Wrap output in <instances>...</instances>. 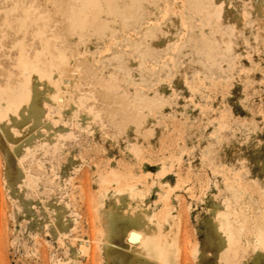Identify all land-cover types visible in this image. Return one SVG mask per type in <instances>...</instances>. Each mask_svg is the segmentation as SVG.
Instances as JSON below:
<instances>
[{
	"label": "rangeland",
	"instance_id": "rangeland-1",
	"mask_svg": "<svg viewBox=\"0 0 264 264\" xmlns=\"http://www.w3.org/2000/svg\"><path fill=\"white\" fill-rule=\"evenodd\" d=\"M195 2L214 12L201 18ZM28 57L42 61L41 80L22 68ZM22 84L45 114L16 124L17 147L37 144L9 156L26 185L6 181L0 140V264H105L106 244L112 264H129L137 230L111 216L114 234L99 232V208L125 204L151 213L148 225L169 212L173 264H264L249 244L264 229V0H0V90ZM45 118L69 130L54 151L40 143ZM127 185L134 194L116 205L113 190ZM214 208L245 218L248 242L245 226L224 247L213 240Z\"/></svg>",
	"mask_w": 264,
	"mask_h": 264
},
{
	"label": "bare ground",
	"instance_id": "bare-ground-1",
	"mask_svg": "<svg viewBox=\"0 0 264 264\" xmlns=\"http://www.w3.org/2000/svg\"><path fill=\"white\" fill-rule=\"evenodd\" d=\"M195 4H196V2H195ZM194 4V5H195ZM193 5V6H194ZM196 5H198V4H196ZM195 5V6H196ZM198 7H199V10H196L197 11V13L201 16V18H203V19H205L204 18V15H203V12L205 13V15H206V11H209V12H214V6L209 10H205V9H207L206 7H202V6H200V5H198ZM196 9H197V7H195ZM195 8H193V9H195ZM195 11V10H194ZM196 11H195V13H196ZM217 11V10H216ZM215 11V12H216ZM208 12V13H209ZM218 12V11H217ZM208 13H207V15L206 16H208ZM215 14V13H214ZM218 15L215 17V18H217V17H219V19L220 18H222V16H224L223 15V13H217ZM203 15V16H202ZM207 18V17H206ZM24 56V55H23ZM61 56L63 57V56H65V55H60V59H58L59 60V62L61 61V59H63V58H61ZM23 58V57H22ZM22 58L21 59H19V60H21L20 61V64H19V66L21 65V62H23L24 60H22ZM65 58V57H64ZM28 59H29V57L27 58V62H25V63H27V65L24 67H22L24 70H27V68H28V73L30 72L29 71V69H32V71L34 72V74H36V72H35V69H38L39 71L37 72V74L36 75H39V77H37V78H39V80H41L40 79V77L42 76L41 74L43 73V74H45L44 72H45V70H44V68H43V70H40V68H42V67H40L39 68V65H40V63L39 62H42L41 60L40 61H38V60H34V64H36L37 62V64L36 65H34V64H31L30 62H32V59L30 60V61H28ZM63 60H65L66 61V59H63ZM62 60V61H63ZM26 61V60H25ZM28 62H29V64L30 65H28ZM52 62V61H51ZM55 62V61H54ZM54 62H52V63H50V64H54ZM33 63V62H32ZM61 63V62H60ZM39 64V65H38ZM66 64V63H65ZM68 64V63H67ZM31 65H33V66H31ZM37 65H38V67H37ZM58 65V64H57ZM61 66L63 65V62L60 64ZM34 66H35V69H33L34 68ZM55 67V66H54ZM21 68V69H22ZM59 68V67H58ZM59 69H61V68H59ZM31 71V74L33 73ZM37 71V70H36ZM40 71H41V73H40ZM50 72H51V70H49L48 71V74H50ZM53 72V71H52ZM51 72V73H52ZM39 73V74H38ZM55 73V72H54ZM21 75V74H20ZM54 75V74H53ZM56 75V74H55ZM49 77H46L47 79H45L44 77H42L43 79H45V81H48L47 82V85H53V83H54V80H55V78L54 77H52V75L50 74V75H48ZM21 78H23L22 76H20ZM52 78V79H49V78ZM56 77V76H55ZM58 77V76H57ZM24 79V78H23ZM29 78H26V80L29 82V80H28ZM54 79V80H53ZM51 80H53V81H50ZM20 82L22 81V80H19ZM53 82V83H52ZM21 83H25L24 81L23 82H21ZM27 83V82H26ZM44 83H46V82H44ZM49 83H51V84H49ZM56 83V82H55ZM23 84L21 85V87L23 88V87H25L23 90H19L18 91V89H20V87L19 88H17V90H15V91H17V92H14L13 90H0V140L1 139H3V145L5 146V153H6V155L9 157L10 155L11 156H17V157H24V158H26V156H27V158L29 157V156H31V154H32V150H31V147H33L34 148V144H35V139L33 140L29 135V140L28 139H26L27 141H24V143H21V145H19L18 147L16 146L24 137L26 138V135H24L23 136V133H20V131H19V128L18 127H16V124L18 125L19 124V122H21V121H25L26 119H28V118H39L40 116H41V118L42 117H44V116H42L41 114H43L44 113V108H39V106L41 105V103H38V102H36V96H35V94L33 93V90H32V84H30L29 86H30V88L29 87H26V86H23ZM60 83H58L57 84V87H58V85H59ZM56 87V89H57V91L59 92V90H58V88ZM21 88V89H22ZM49 88V89H48ZM50 88L51 87H48L47 86V89H44V92H43V97H42V100H43V98H44V100L43 101H45V99L47 100V101H49V100H52L53 99V95H52V93H51V90H50ZM55 89V88H54ZM56 91V90H55ZM54 90H53V92H55ZM55 92V93H58V92ZM55 98V97H54ZM49 99V100H48ZM68 99V98H67ZM73 101V100H72ZM53 102V101H52ZM45 103H46V101H45ZM56 103V102H55ZM70 103H73L74 104V101L73 102H70ZM40 104V105H39ZM43 105V104H42ZM70 105H72V104H70ZM70 105H68L69 107H68V113H70V114H68L69 115V118H72V117H75V115L74 116H70L71 114L73 115V113H75L77 110H74L75 108H77L76 107V104L74 105L75 106V108H73V107H71ZM56 106V105H55ZM42 107V106H41ZM52 107V106H51ZM65 107V106H64ZM70 107L71 108H73V113H71L72 111V109L70 110ZM40 110H42L41 111V114H40ZM58 111L60 110V109H57ZM70 111V112H69ZM43 112V113H42ZM45 114V113H44ZM76 114H78V113H76ZM33 115H34V117H33ZM80 115V114H79ZM32 116V117H31ZM87 115L85 114H83V115H81V120H82V118L83 119H85V121L87 120ZM36 118L35 119H33V122H35V123H33L32 121V125L34 126L35 124H39V122H41V121H44V120H42L41 119V121H40V118L38 119V121L36 120ZM78 119V117H75V120H77ZM36 120V121H35ZM45 121L47 122V120H46V118H45ZM49 121V120H48ZM36 122H38V123H36ZM45 124H47V126H44L43 125V127H46L47 128V133L45 134V136L43 137V136H38V134L40 133L39 131L40 130H37L36 132H35V135H37V136H35L36 137V139H37V137H40V143L42 144V145H46V146H49V147H52V148H50L51 150H55L56 148H54V146H57V147H60V146H58L59 144H58V142H57V137L58 136H60L58 133L59 132H62L63 131V134H65V133H69L68 131V129H65V130H68V131H65L64 132V129L62 130L61 129V131H60V129L58 130V132H57V128H55L54 127V129H52L53 127H52V125L50 126V127H48V125H49V123L47 122V123H45ZM82 124H85L84 123V121L82 122ZM41 125H42V122H41ZM37 126V125H36ZM36 128V127H35ZM38 128H40V126L38 127ZM24 129V128H23ZM33 129V128H32ZM37 129V128H36ZM40 129H42V128H40ZM25 130V129H24ZM22 132V131H21ZM27 132V131H26ZM25 132V133H26ZM38 132V133H37ZM37 133V134H36ZM33 135H34V133H32ZM41 134H43V133H41ZM33 135H31V136H33ZM62 135V134H61ZM32 139V140H31ZM38 139H37V141H39ZM34 141V142H33ZM38 143V142H37ZM56 144H58V145H56ZM35 145H37V144H35ZM40 145V144H39ZM38 145V146H39ZM41 146V145H40ZM40 148H43V146L42 147H40ZM47 148V147H46ZM54 148V149H53ZM34 149H36V147L34 148ZM50 149H48V150H50ZM57 150V149H56ZM30 154V155H29ZM18 159H21V158H18ZM10 160H11V158L9 157L8 159H7V162L10 164L8 167L6 166V169H5V172H6V181H8V179L10 178V180H11V177H12V179H14L15 180V182H16V184L17 185H19V186H24V185H26V184H24L25 182H26V179L24 180V178L25 177H23L22 175V172L20 171V167L18 166V164L16 163V165L14 166L13 165V163H12V160H11V162H10ZM20 164H22L21 162H20ZM16 166H18V167H16ZM22 177H23V180L25 181L24 183H23V180H22ZM101 180H103V179H100V181ZM105 181V180H104ZM24 184V185H23ZM130 186V187H129ZM229 188L232 190V192H234V195H235V197L237 196V194H235V192L236 193H239V190L237 189V188H235L233 185H229ZM132 189L133 188H131V185H127V186H125V187H118V188H116V189H114L113 190V193H112V198H113V200H114V203L116 204V205H118L119 204V202H121V201H123L124 200V198L126 197V196H129V195H131L132 194V192H133V194H134V190L132 191ZM136 193V192H135ZM136 194H138V193H136ZM139 196H140V194H139ZM139 196H138V198H139ZM101 197H102V195H101ZM101 200V199H100ZM102 201V200H101ZM141 201V198H139V202ZM226 203H229V202H226ZM64 205V204H63ZM66 205V204H65ZM137 205V204H136ZM226 206H225V209H226V207H228L227 206V204H225ZM58 206V205H57ZM102 206V205H101ZM231 206V205H230ZM229 206V209H231L232 208V206L230 207ZM51 207V206H50ZM53 208V207H52ZM60 208V207H59ZM63 208H65V207H63ZM141 207H139L138 205L137 206H132V205H130V204H125L124 205V207H122L119 211H117V212H113V210H114V208H111V210H110V212H109V214L107 213L106 214V211L104 212L105 213V215H103L102 213L103 212H101V209L99 208V210L98 211H100V215L101 216H99V218L101 219V217L103 218V222H102V219H101V222L102 223H104V224H102L101 223V226H104V229L102 230H100L99 232H103L102 234H104L105 236H106V241H108L109 240V238H110V236H112L114 233H113V228H112V224H111V220H110V217L112 216V217H114V218H116V219H124V220H126L129 224H130V226L131 227H133V228H135V232H136V230H137V232L139 233V235L137 234V236H136V238L138 239V238H140V240H138L140 243H138V244H140L139 245V248L135 251H132L133 253V255L134 256H137V257H140L142 260H150V261H153L155 264H173L172 263V254H173V251H174V249L175 248H178V247H175V243H176V241H175V238H174V235L176 234L174 231V228L173 227H170L171 226V217L169 218L168 217V215H169V210L167 211L168 212V214L167 213H164L163 214V216H164V219L162 218L161 219V221H159V220H156L157 222L155 223V222H152V223H155V224H150V225H148V223H149V220H150V222H151V220H152V218H150L152 215H151V213L148 215L147 213V210L145 209V208H141ZM58 209V208H57ZM66 209V208H65ZM228 209V208H227ZM53 210V209H52ZM51 210V211H52ZM63 210L64 209H59V210H56L55 212H56V217H55V220H57L60 224H58V225H61V226H64V222H63V220H61V218H62V215H60L61 213H63ZM103 210V209H102ZM231 211V210H230ZM232 211H233V209H232ZM54 212V211H53ZM233 212H236V211H233ZM238 213V212H237ZM229 214H231V213H229L228 212V214L226 213V211H223V210H221V209H218V208H214V209H212V211H211V225L213 226V228L211 227V229H213V234H214V236H215V238L213 239V237L211 238V239H213V240H215L217 243H220V245H222L223 247L224 246H226L225 244L226 243H228L230 240L231 241H234V240H237V238H238V236L240 235V233H241V230H243V228H244V226L246 227V225L244 224V225H242L243 224V222H247V221H245V218H243L244 219V221L241 223L240 222V219H239V222L240 223H238V222H236V221H238V219L236 218V219H234V217H233V219H232V217L231 218H229L228 217V215ZM103 215V216H102ZM171 215V214H170ZM61 216V217H60ZM163 216H161V217H163ZM230 216H232V215H230ZM238 217V216H237ZM263 217V216H262ZM98 218V217H97ZM98 218V219H99ZM157 219V218H156ZM232 219V220H231ZM236 222V223H234V221ZM164 222H166V223H168L170 226H169V229H166L165 227H164ZM238 223V224H237ZM236 224L237 225H239L238 227L236 226ZM55 225H57V224H55ZM148 225V226H147ZM210 225V226H211ZM248 225V224H247ZM66 226V225H65ZM243 227V228H242ZM255 227V226H254ZM250 228V226L247 228H245V234L246 235H244L243 233H241V235H240V237L242 236V235H244L245 236V240H247L246 239V236H248L247 234H249V233H251V232H249V229ZM59 229V226H57V230ZM174 230V231H173ZM247 230V231H246ZM62 231V230H61ZM128 231V230H127ZM58 232H60V231H58ZM243 232V231H242ZM63 233V232H62ZM101 233H100V235H101ZM175 233V234H174ZM60 234V233H59ZM253 234V233H252ZM252 234H250L251 235V241L249 242V244H250V248H252L254 251H259V252H261V253H264V229H262L261 227H256V230H255V232H254V234H253V237H252ZM127 235H130V233H128ZM133 235V234H132ZM59 236V235H58ZM139 236V237H138ZM104 237V236H103ZM131 237H134V236H131ZM59 238V237H58ZM100 238V237H99ZM135 238V239H136ZM103 239V238H102ZM108 239V240H107ZM137 239H136V241H137ZM99 241V240H98ZM105 241V240H104ZM105 241V242H106ZM246 242H248V240L246 241ZM106 243H108V242H106ZM102 244V243H101ZM246 244H248V243H246ZM107 245V248H109V247H111V246H109L108 247V245L109 244H106ZM228 245V244H227ZM104 246H105V243H104ZM195 246V245H194ZM248 246V245H247ZM137 247H138V245H137ZM84 248V247H83ZM106 248V246H105V248H103L104 249V256H105V264H112L113 262V259H112V253H111V251H109L108 249ZM122 248H124V247H122ZM122 248H120V249H122ZM129 248H132V250H133V247H129ZM128 248V249H129ZM195 248V247H194ZM194 248H192V249H194ZM134 249H136V248H134ZM251 249V250H252ZM100 250V249H99ZM178 250V249H177ZM84 251V250H83ZM253 251V252H254ZM126 252V251H125ZM175 252V251H174ZM133 255H132V257H130L129 258V264H139V262L133 257ZM178 258V257H177ZM139 260V259H138ZM141 262H143V261H141ZM150 264L152 263V262H149ZM65 264V263H64ZM142 264V263H141ZM144 264V263H143ZM146 264H148V263H146Z\"/></svg>",
	"mask_w": 264,
	"mask_h": 264
}]
</instances>
